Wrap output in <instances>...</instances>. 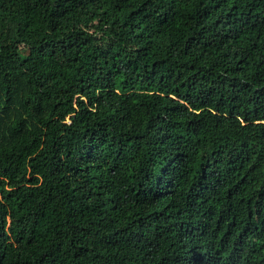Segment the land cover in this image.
<instances>
[{"label":"trees","instance_id":"trees-1","mask_svg":"<svg viewBox=\"0 0 264 264\" xmlns=\"http://www.w3.org/2000/svg\"><path fill=\"white\" fill-rule=\"evenodd\" d=\"M0 264H264V0H0Z\"/></svg>","mask_w":264,"mask_h":264}]
</instances>
